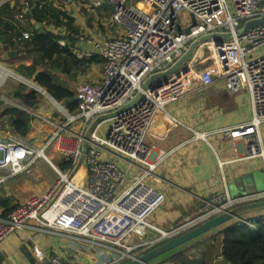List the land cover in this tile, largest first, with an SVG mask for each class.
<instances>
[{"label": "built area", "instance_id": "built-area-1", "mask_svg": "<svg viewBox=\"0 0 264 264\" xmlns=\"http://www.w3.org/2000/svg\"><path fill=\"white\" fill-rule=\"evenodd\" d=\"M77 1L83 2L93 16L110 8L114 33L104 40L85 33L73 36L84 49L77 52L79 59L99 55L104 60L100 80L84 82L76 89L75 112H69L34 80L5 67L0 53V101L28 113L32 126L39 122L49 131L48 136L41 138L46 140L44 145L36 148L12 133L9 126L3 129L7 134L0 137V191L9 181L29 175L39 159L50 162L45 153L53 145L70 163L65 171L51 166L58 175L53 185L44 193L30 196L7 217L0 215V245L16 233L26 232L32 239L57 238L67 242V247L77 252L85 250L95 257L106 254L110 259L103 264H125L236 207L264 201V191L232 196L226 172L228 165L239 161L261 160L264 165V25L237 35L246 23L264 19V0ZM18 2L22 4L16 16L20 27L26 26L31 8L45 7L41 0H0V8ZM14 25L19 27L16 22ZM214 33L231 34L232 39L222 40L221 46L207 42L213 57L205 69L192 76V68L188 67V72L180 71L145 87L150 77L169 70L194 41ZM63 34L69 37L66 27ZM31 37L32 33L26 30L16 42ZM58 42L62 47L68 45L63 38ZM10 79L48 94L60 113L48 120L31 106L4 97L2 92ZM195 82L201 88L221 83L233 94L246 91L253 116L248 122L227 128L191 130L187 144L210 145L212 138L243 141L244 155L237 160L219 159L223 189L203 200L194 216L164 230L153 224V218L165 204L166 196L153 183L160 181L159 168L186 144L169 152H157L147 143V136L158 117L170 127L183 126L168 107L188 94ZM139 93L141 99L124 110ZM100 118L106 119L91 132L81 163L85 136ZM241 222L257 230L255 223L247 219ZM149 234L153 238L147 240ZM33 250L35 257L47 264H72L61 254L46 255L37 245Z\"/></svg>", "mask_w": 264, "mask_h": 264}, {"label": "crops", "instance_id": "crops-1", "mask_svg": "<svg viewBox=\"0 0 264 264\" xmlns=\"http://www.w3.org/2000/svg\"><path fill=\"white\" fill-rule=\"evenodd\" d=\"M73 3L72 0L69 2V5H72ZM14 6L15 5L11 7ZM105 9L106 8L102 9L97 17L94 16L96 22L94 28H90L87 25L86 27L83 26L82 21L79 19H75L74 25L81 28L79 32L88 34L96 40H104L108 35H111L108 34V32L113 31L114 33V29L108 24L110 18L102 19L100 17L104 15ZM28 21L30 25L39 26L37 27L38 29L46 26V24H43L42 26L37 25L33 20ZM49 27L50 26L47 27V30L61 37L64 35L63 29H51ZM100 27H104L105 30H101ZM72 38L75 39V37ZM202 46L203 45L198 48L191 61L186 65L187 67L192 68V76L208 66V58H204L201 54L204 49V46ZM85 49L90 50V48L86 47ZM71 50H73L76 56L77 52L84 51V49L76 43V39ZM0 53L2 54V64L9 68L14 67L12 65L13 63H19L15 70L20 66L29 67L33 64V61H31L30 58H26L23 54L13 56L14 51L11 50L8 44L1 45ZM95 56L99 57V55ZM86 66L88 68L84 72H80L85 75V80H100L101 74L97 75L92 72L94 70L92 67L95 66V64ZM28 103L38 112H48L47 110L44 112L46 107L41 99ZM168 111L172 116L181 120L183 126L170 127L166 121L161 117H158L147 136V143L157 152H169L175 150L182 144H186L185 146L180 147V149L159 168L157 176L160 181L158 183H153V186L164 192L166 196L165 204L157 211L153 219L154 222L159 226H162L164 230H168L171 227L178 225L187 217L194 216L199 211V207L202 205L203 200L208 199L223 189L218 167L219 159L223 161L237 160L244 155L245 144L243 141L232 142L230 140L212 138L209 141L210 145L204 142L187 144L192 136L191 130L211 131L227 128L248 122L253 116L249 94L246 91H241L237 94L230 93L221 83L210 88H201L198 82L192 83L189 88V93L179 101L170 105ZM48 134V129L41 123L36 122L33 123L28 138L31 137L36 140L37 138L41 139L48 136ZM4 135L5 132L2 129L0 137H3ZM261 136L264 143V127L262 128ZM259 170L264 171V165L261 160L239 161L228 165L226 167V172L229 179V192L241 193L251 190L254 186L252 180L248 179V181L245 180L240 184L238 182L243 177ZM20 181L21 180L19 179L9 181L2 187L0 192V195L11 199L13 206H17V204H14L15 198L13 197L16 195V190L19 184L23 183ZM256 184L258 190L264 188V175L257 179ZM232 185H235V188L231 190L230 187ZM26 188H28V186L25 185L20 188V190L26 191ZM3 211V208L0 207L1 216ZM233 225H229V227ZM226 228H228V226ZM216 230L218 229H215L214 231ZM66 243L67 242L57 238L45 236H35L32 239L28 233L18 232L0 245V264H47L46 260H40L35 257L33 249L36 245L40 247L46 255L52 253L61 254L72 264H103L110 259L106 254H103L101 257H95L85 250L77 252L74 249L67 247ZM191 243H195V240L194 242L192 241L178 248L175 250L176 252L172 251L162 256L151 262V264H157L164 260V262L171 261L169 258L184 249L190 248V245H192ZM206 249L208 253L209 247L206 246Z\"/></svg>", "mask_w": 264, "mask_h": 264}, {"label": "trees", "instance_id": "trees-1", "mask_svg": "<svg viewBox=\"0 0 264 264\" xmlns=\"http://www.w3.org/2000/svg\"><path fill=\"white\" fill-rule=\"evenodd\" d=\"M41 1L45 3V7L43 9L31 8L26 15L25 27H20V22L16 19L17 14L22 10L20 2L16 3L14 7L4 5L0 8V47L3 44H8L14 51L13 56L23 54L26 58L33 59L31 66L18 67L19 74L34 80L54 100L63 103L69 112H75L78 107L74 100L75 92L57 77L55 71H60L63 75L70 77L73 74L84 72L88 68L86 65H100L104 63V60L97 56L90 59H79L71 50L75 42L72 37L80 33L79 28L74 25L73 13L65 9L60 0ZM104 11L108 13L111 12V9L106 8ZM28 20H33L37 25L46 24V26L38 29L39 26L30 25ZM15 22L19 27L14 25ZM48 26L61 30L66 27L69 37H61L47 30ZM91 27L94 28V25ZM26 30L32 33V37L22 43H17V39ZM62 38L66 39L70 46H60L58 41ZM23 91L24 88L16 90L13 94L14 100L32 102L39 99L37 92L24 93ZM32 121V117L23 110L14 106L5 107L0 112V132L9 126L12 133L26 140L32 129ZM69 167V162H63L58 168L65 171ZM17 206H13L11 199L0 195V207L4 210L2 217H7ZM247 220L256 224V231L246 224L238 222L218 232L212 238L214 243L212 259L214 261L216 260L219 264H264V214ZM190 250L192 248L182 250L174 255L171 261L180 264H208L205 257L202 260L200 258L198 260L191 259L188 256Z\"/></svg>", "mask_w": 264, "mask_h": 264}, {"label": "rangeland", "instance_id": "rangeland-1", "mask_svg": "<svg viewBox=\"0 0 264 264\" xmlns=\"http://www.w3.org/2000/svg\"><path fill=\"white\" fill-rule=\"evenodd\" d=\"M73 4L69 5V3L66 2V0H61L60 3L65 6V9L71 11V13H73V17L75 19H79L82 21V25L86 27V25L90 28H92L91 26H93L96 22H95V17L97 16H89V13L87 12L86 8L84 7V4L77 1V0H73ZM67 5V6H66ZM111 12L106 13V11H104V15L100 16L102 19H109L111 18ZM75 24V21H74ZM108 24L110 25V22L108 21ZM108 24H106L107 26H109ZM51 28V27H49ZM53 29V28H51ZM81 28H79L80 31ZM101 30H105L104 27H101ZM83 33V32H80ZM108 34L113 35V31L108 32ZM205 45V46H204ZM204 49L202 50V55L204 56V58H208V64L211 62V58L213 57V53L210 50V47L208 46V43L203 44ZM202 46V47H203ZM100 57V56H99ZM31 59V58H30ZM31 61H33V59H31ZM13 63L12 65L14 67H7L10 70L15 71V73L19 74L18 72V68L15 70L16 66L19 64ZM103 64H95V66L92 67V69L94 68V70L92 72L98 74H101L102 72V66ZM55 74L57 75V77L62 80L64 83H66L73 92H76V89L84 82H88V80H85V75L81 74L80 72L78 74H73V76L67 77L65 75H63L60 71H55ZM20 75V74H19ZM22 76V75H20ZM23 77V76H22ZM27 78V77H26ZM30 79V78H28ZM20 88H24V93L30 92L32 91L29 87L27 86H23L21 85V83H19L17 80L14 79H10L8 84L6 85V87L4 88L2 94L4 97H6L7 99L14 101L16 103L19 104H24V102L18 100H14L13 98V94L16 90H19ZM39 95V99H41L46 107V109L44 110V112L47 110V113H41L44 114L46 116V118H48V120H53V118L56 117L57 114H59V108L58 106L55 104L54 101H52V99L49 97L48 94H43V93H38ZM1 106H0V112L2 111V109H4L5 107L11 106L8 103H5L3 101H0ZM37 111V110H35ZM38 112V111H37ZM6 133V132H5ZM52 133V132H51ZM7 134V133H6ZM6 135H4L3 137H5ZM26 140L28 142H30L34 147L36 148H41L42 145H44L46 140H41L37 141L33 138H26ZM46 156L48 158V160L56 167H60V165L63 162H66L62 156L60 155V153L56 150V147L53 145L50 147V149H48L46 151ZM59 169V168H58ZM58 175L56 174V172L54 171V169L52 167H50L48 165V163L44 160V159H39L36 164L34 165V167L32 168V172L29 175H22L17 177L16 179L21 180L19 186L17 187V192L15 197V203L19 205L20 203H22L23 201H25L26 199H28L30 196L38 194V193H44L51 185H53L56 181H57ZM26 184H25V183ZM28 186V188H26V191H21L20 188H22L23 186ZM15 188V187H14ZM12 189V188H11ZM1 192V191H0ZM14 193V192H13ZM3 194V193H2ZM18 198V199H17ZM201 208V206L199 207V209ZM258 214H264V212H260V213H251L248 215H245L244 217H241V219H236L233 220L225 225H223V227H219L217 228L218 230L216 231H211L209 232L208 235H203L202 237H199L198 239L195 240V243H191L192 245H190V248H192V250H190L188 256L190 255L191 252L193 251H197L202 247H209V252L207 253V249L205 251L204 254L207 253V255H205V261L208 264H219L216 260L214 261V259H212L214 252H212V246L214 245L212 238L220 231L223 230L224 228H226L227 226L229 227V225H233V224H237L238 222H241L242 220H246L247 218H254V217H258ZM249 216V217H248ZM155 217V216H154ZM154 219V218H153ZM153 224H155L156 226L162 228V226H159L156 222H154L153 220ZM212 236V237H211ZM153 238L152 234H149L147 237V240H150ZM194 242V241H193ZM177 250V249H176ZM175 251V250H174ZM176 252V251H175ZM203 254V255H204ZM201 254L200 259L202 260V258L204 257ZM173 257V256H172ZM171 257V258H172ZM171 258H169L171 260ZM168 259V258H167ZM165 261V260H164ZM162 261V262H164ZM160 262V263H162ZM167 262V261H166ZM157 263V264H160Z\"/></svg>", "mask_w": 264, "mask_h": 264}, {"label": "water", "instance_id": "water-1", "mask_svg": "<svg viewBox=\"0 0 264 264\" xmlns=\"http://www.w3.org/2000/svg\"><path fill=\"white\" fill-rule=\"evenodd\" d=\"M260 25H264V19H260V20H254V21H250L248 23L245 24L244 28L241 31L237 32V35L240 36L241 34H243L244 32L250 31L252 29H254L257 26ZM187 33H190V30H187ZM232 39V35L231 34H227V33H214V34H209L206 36L201 37L199 40L194 41L189 49L185 52V54L166 72L163 73H158L152 77H150L146 83H145V87L150 86L154 81L157 80H165L166 78H168L169 76L179 73L180 71L186 72L188 71V67L186 66L188 62L191 61V59L193 58V56L195 55L196 51L198 50V48L210 41H214L216 45L221 46L222 45V40H230ZM141 99V94L139 93L136 98L129 103L124 110L129 109L130 107L134 106L139 100ZM24 104L29 105L28 102H24ZM30 106V105H29ZM106 118H100L98 120H96L94 122V124L91 126V128L88 130L86 136H85V142H84V146H83V156L81 158V163L83 162L84 158H85V154L89 148V140H90V135L91 132L94 130L95 126L101 122L102 120H105ZM50 166H53V164L51 162H48ZM87 169H86V173H87ZM262 175H264V171L263 170H259L256 172H253L251 174H249L246 177H243L242 179L239 180V184L242 182H244L245 180L248 181L252 180L254 186L252 187L251 190L249 191H244V192H238V193H231L232 196H240V195H246V194H252V193H256V192H261L264 191L263 189L258 190L256 181L257 179H259ZM231 190L233 188H235V185H232ZM260 211H264V201L261 202H256V203H252V204H247V205H243V206H239L236 207L232 210H230L229 212H226L220 216H217L199 226H197L196 228L185 232L181 235H178L174 238L169 239L168 241L162 243L161 245L157 246L156 248L146 252L145 254L141 255L137 260H132L129 261L125 264H151V262L161 258L162 256L198 239L199 237L233 221V220H238L241 219V217H244L245 215L251 214V213H255V212H260ZM206 251V247H202L197 251H193L190 253L189 257L191 259L194 260H198L201 257V254H204ZM160 264H180L178 262H173V261H168V262H162Z\"/></svg>", "mask_w": 264, "mask_h": 264}, {"label": "bare ground", "instance_id": "bare-ground-1", "mask_svg": "<svg viewBox=\"0 0 264 264\" xmlns=\"http://www.w3.org/2000/svg\"><path fill=\"white\" fill-rule=\"evenodd\" d=\"M7 5H9V4H7ZM14 5H16V4H14ZM12 6V5H11ZM8 102V101H7Z\"/></svg>", "mask_w": 264, "mask_h": 264}]
</instances>
